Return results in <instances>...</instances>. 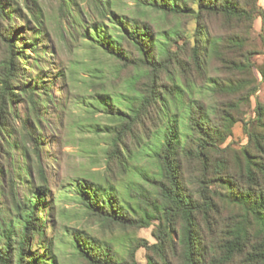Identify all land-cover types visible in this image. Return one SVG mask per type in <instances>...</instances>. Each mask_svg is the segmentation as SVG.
Segmentation results:
<instances>
[{
  "label": "trees",
  "instance_id": "1",
  "mask_svg": "<svg viewBox=\"0 0 264 264\" xmlns=\"http://www.w3.org/2000/svg\"><path fill=\"white\" fill-rule=\"evenodd\" d=\"M57 1L63 34L71 40L77 35L75 42L82 41L114 61L119 66L115 78L125 72L120 78L124 93L99 96L98 109L113 123L103 150L104 180H81L76 185L77 200L85 216L103 232L154 225L156 241L149 245L137 240L119 259L111 243L80 232L72 241L77 258L82 264H138L135 255L143 248L146 264H223L238 254L244 257L241 264H264V104L257 105L256 127L252 131L246 128L248 143L236 158V170L254 190L247 194L231 190L222 196L218 184L229 188L233 182L228 163L215 156L219 144L231 137L237 120L226 107L206 104L194 96L196 83L210 80L206 74L209 62L221 57L222 40L210 34L203 18L264 19L257 1L251 9L243 10L229 0H132L130 10L120 12L114 0H85L84 14L76 11L78 7L74 12L76 0ZM18 4L36 28L44 25L35 0H0V46L5 50L0 60V187L7 182L10 213H15L11 216L0 211V264H54L46 258L48 251L37 258L32 251L34 238L43 235L36 213L48 193L39 167L41 185L23 204L12 193L10 167L17 160L16 153H21L18 159L37 160L41 147L40 138L27 128V120L20 119L13 105L23 97L35 114L47 92L43 89L44 93L37 94L35 85L24 83L26 44L13 35L18 32L13 24L14 13L20 12ZM154 16L161 22L189 17L195 23L192 37L187 39L179 24L167 27L156 23ZM221 84L211 88L214 93L231 96L240 90L233 84ZM148 148L155 171L143 179L138 190L129 192L134 207L125 206L112 186L128 175L130 165L133 167L137 156ZM190 163L197 174L187 180ZM2 193L0 189V196ZM219 197L253 219L257 230L252 238L245 219L218 226L221 212L215 199ZM221 256L224 261L219 262Z\"/></svg>",
  "mask_w": 264,
  "mask_h": 264
},
{
  "label": "rangeland",
  "instance_id": "2",
  "mask_svg": "<svg viewBox=\"0 0 264 264\" xmlns=\"http://www.w3.org/2000/svg\"><path fill=\"white\" fill-rule=\"evenodd\" d=\"M35 1L42 11L43 27L36 28L29 14L18 4L20 12L13 15V24L18 32L13 35L19 39V43L26 44L22 55V62L25 64L24 83L35 85L37 94L38 91L44 93L46 90L43 96L45 102L36 106V115L23 97L13 105V110L20 119L27 120V128L40 138L41 147L37 160L35 157H22L21 160L18 159L21 153H16L17 160H13L14 164L10 167L14 177L12 193L23 204L26 196L41 185L37 174L39 167L48 193L43 208L36 213L43 235L36 236L32 241V251L37 254L34 253L35 258L43 256L46 250V258L54 264H82L76 256L72 241L74 235L85 232L102 239V243H111L116 249L117 257L122 259L129 245L137 240H145L149 245L156 243L152 235L154 225L127 232H103L93 219L85 216L75 193L76 185L83 179L104 180L103 150L108 145L106 132L113 123L98 109L101 100L99 96L124 93L120 78L125 72L115 78L119 66L114 61L82 41L75 42V39L79 40L77 35L71 40L69 35L63 34L56 13L57 0ZM114 1L120 12L129 11L132 5V0ZM254 1L229 0L243 10L251 9ZM256 1L264 10V0ZM76 4L74 12L77 7L76 11H87L85 0H76ZM154 20L167 27L179 24L185 30L187 39L192 37L195 29V23L189 17L161 22L158 16H154ZM203 24L210 34L221 38V57L209 62L206 74L210 80L198 81L194 96L206 104L226 107L237 120L231 128V137L219 144L220 151L215 156L228 163L233 186L228 188L220 182L217 191L222 196L231 190L247 194L254 189L249 188L248 179L241 178L236 170V158L248 143L246 128L252 131L256 127L257 105L264 104V19L255 17L249 22L210 15L203 18ZM37 32L40 34L37 35ZM3 57L5 50L0 46V60ZM215 83L219 86L221 83L233 84L240 90L231 96L214 93L211 88L217 85ZM181 128L184 133L185 118ZM151 146L152 141L148 147ZM151 155L150 149L142 151L133 162V167L130 165L128 175L112 186L125 206L134 207L133 202L129 203V192L138 190L143 185V179L155 171L150 161ZM24 170H28L27 175ZM196 174V166L187 164L185 178L192 180ZM2 188L0 187L4 193L0 196V211L12 216L15 213H10V191L6 181ZM215 202L221 212V219L218 220L220 228L226 223L234 225L245 219L250 231L249 237L254 236L257 226L251 217L220 197ZM173 237L176 242L177 235ZM135 259L138 264H146V252L143 248L138 249ZM243 260L244 257L238 254L230 262L223 264H241ZM221 261H224L222 256L219 258V262Z\"/></svg>",
  "mask_w": 264,
  "mask_h": 264
}]
</instances>
